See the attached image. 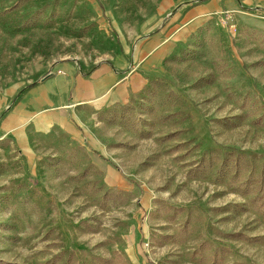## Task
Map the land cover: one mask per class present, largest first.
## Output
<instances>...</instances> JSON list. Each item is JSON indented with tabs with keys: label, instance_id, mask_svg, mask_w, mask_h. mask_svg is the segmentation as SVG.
<instances>
[{
	"label": "rangeland",
	"instance_id": "obj_1",
	"mask_svg": "<svg viewBox=\"0 0 264 264\" xmlns=\"http://www.w3.org/2000/svg\"><path fill=\"white\" fill-rule=\"evenodd\" d=\"M183 1L0 0V264H264V29Z\"/></svg>",
	"mask_w": 264,
	"mask_h": 264
},
{
	"label": "crops",
	"instance_id": "obj_2",
	"mask_svg": "<svg viewBox=\"0 0 264 264\" xmlns=\"http://www.w3.org/2000/svg\"><path fill=\"white\" fill-rule=\"evenodd\" d=\"M194 2L195 0H184L183 2ZM220 3L224 5L223 9L230 11V13L241 22L243 25H248L259 30L264 29V0H209L204 5L198 4V6H193L191 11H195L194 14L188 16L187 22L193 21L197 18L198 13L201 10H197L198 7H204L203 9H208L207 7L212 6L211 3ZM215 6H217L215 4ZM222 9V8H221ZM216 10V7L215 9ZM247 12V13H246ZM54 80L46 79L38 85H34L26 89L18 98L16 105L13 107L11 112L12 117L6 119V122L2 123L7 129L13 128L16 132H20L24 129L25 119L30 117L37 107L43 106L47 107V102L50 101L51 95H59L52 88ZM118 95H123V90H119L118 93L108 94L110 97H116ZM73 105V104H70ZM49 110H44V114L37 115L34 117L33 127L35 130H47L48 126L56 125L60 128L66 130V121L61 119L60 116L56 117L52 112L48 113ZM12 126H10V124ZM19 133V134H20Z\"/></svg>",
	"mask_w": 264,
	"mask_h": 264
}]
</instances>
